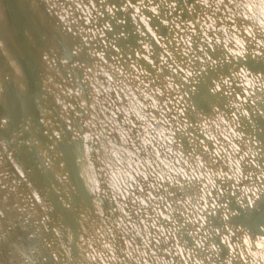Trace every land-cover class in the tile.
<instances>
[{
  "label": "clouds",
  "instance_id": "clouds-1",
  "mask_svg": "<svg viewBox=\"0 0 264 264\" xmlns=\"http://www.w3.org/2000/svg\"><path fill=\"white\" fill-rule=\"evenodd\" d=\"M70 2L76 4L85 18H91V12L82 6V0ZM161 3H167V0H161ZM196 3L201 7L197 23L203 32L204 44L209 48L222 47L221 62L231 65L227 76L213 82L210 95L230 97L228 107L235 110L226 117L213 107L216 113L213 118L203 119L196 128L215 145L210 153L204 147V141H200V147L213 161L222 160L228 172L213 171L195 149L188 155L173 150L175 132L173 124L166 118L170 111L177 113L171 117L176 122V131L184 132L191 125L181 119L184 112L183 106L178 104L179 89L171 78L163 81L160 88H151L141 79L145 73L140 72L139 67L135 73L101 67L104 56L94 53L99 56V62L84 74L73 90L65 91V96L77 99L80 120L70 124L68 129L62 128L57 136L61 139V132L70 134L71 142L79 145L80 155L73 156V175L81 193L95 204L98 211L102 202L110 201L115 205L114 212L120 213L121 218L109 220L100 211V221L83 232L78 242L72 237L68 243L61 242L62 251L57 253V259H62L63 264H76L77 257L72 254L74 248L79 249V264H205L219 252L216 246L206 247L204 239L197 236L203 228L201 214L209 207L206 197L217 188L215 181H235L234 187L239 194L237 202L242 208L251 209L264 196V164L257 163L260 153L253 151L244 142L242 134L236 131L238 118L249 116L245 106L254 111L264 108V102L259 106L256 104L257 99L264 96V71L259 68L253 71V67L264 66V0H196ZM144 6V0H140L135 6L133 19L139 18L147 28L148 19L141 15ZM149 10L154 14L158 11L150 3ZM70 16L68 11L61 16L65 25ZM185 27L187 32L199 34L193 32L195 25ZM55 36L59 37L57 57L66 65L78 67L73 61L82 58L81 46L66 33ZM183 44L187 46L184 51L187 56L192 51L191 36L184 39ZM142 47L145 54L141 58L151 64L149 45L143 44ZM205 62L213 66L218 63ZM191 64L192 61L183 67L174 65L171 70L187 83L189 78L195 80L198 75ZM129 79H139L140 85L129 87L124 82ZM236 89L240 90L239 94ZM171 92H177V104L170 110L168 106L173 101L166 99L161 103L158 97H167ZM85 95L90 103L80 102ZM122 99L124 103L118 104ZM152 110L157 111L159 117L154 116ZM260 114L264 116V111ZM141 153H144L143 158ZM242 165L258 171L243 176ZM242 179L249 183L237 187ZM177 195L179 198L170 199ZM211 206L216 207L215 202ZM132 211L136 213L135 220L130 215ZM178 218H182L183 223H178ZM197 223L200 227L189 233L194 239V248L186 249L177 240V234L185 224ZM259 230L264 232V226ZM240 231L242 235L234 242L230 230L222 237L221 242L230 249L226 264H233L237 259L243 264H264V235L253 239L244 229ZM31 235L40 237L36 252L47 251L43 236ZM57 236L62 241V234L57 233ZM197 250L206 253L203 259L198 257ZM9 255L19 259V253L14 249ZM38 258L42 264L44 255Z\"/></svg>",
  "mask_w": 264,
  "mask_h": 264
},
{
  "label": "bare ground",
  "instance_id": "bare-ground-1",
  "mask_svg": "<svg viewBox=\"0 0 264 264\" xmlns=\"http://www.w3.org/2000/svg\"><path fill=\"white\" fill-rule=\"evenodd\" d=\"M97 1L98 6H95L91 0H82V6L91 12V18L88 19L85 18L83 12L77 9L76 4L74 3H71L74 8L71 12V8L65 5V3L70 5V0H47L45 1L46 6L42 7L40 6V3L37 2V0H0V85L2 91V93L0 94V113L8 114V119H6L4 127L0 129V137L7 141L11 140V124H14L19 120L20 117L18 115L20 113V108L18 107V105H22L23 107L25 106L28 93L32 98H35V110L37 111L38 117L41 120L40 126L45 137L42 142V146L38 145L35 149L36 155H34V153L32 154L33 159L36 156L45 165L44 170L38 168L37 171L35 168L31 167L27 147H18V165L21 164V166L17 167L13 164L12 166L17 172V176H19V185L16 183H11L9 185V190H0V264H25V262L26 264H39L37 260H35V257H33V252H36V245L40 240V237H32L31 234L33 233L41 234L46 241L48 253L44 254L43 264H63L62 259H57V253L59 251H62V249L60 248L61 242L68 243L69 237L74 238V236L76 237V241L78 242L83 232L89 230L91 225L100 221V211H102L104 217L108 218L109 220L121 218L120 213L114 212V210H112V207L115 208V205L113 204V206L110 201L102 202L100 210L98 211L95 207V204L86 199L85 196L81 193L80 186L78 182L75 181L73 175V156L74 154L76 156L80 155L79 145L71 142L70 134L61 132V139L57 136V132L62 128L68 129L70 124H75L80 120V109L78 107L77 99L72 98L71 96H65V91L73 90L74 86H76L75 83L82 81L84 74L88 72L89 69L95 67V65L99 62V56L94 55V53H102L100 50L98 51L92 48L96 46L94 45L93 40H91L90 37L97 36V38H95L94 40L97 46L100 45L103 47L104 42L100 41L99 44L97 39L101 37V32L100 30L95 29L91 24L96 23V21L99 20L104 14L105 17H108L116 23H119V21L116 20L117 18L114 17L115 13L113 12V8L111 7V5L105 4L103 6L105 11H102L100 13L99 4H101V0ZM182 1L184 3L183 5H186L184 0ZM139 3L140 0H122L121 9L123 8V5H129L127 6L130 9L129 18L134 23L135 28L131 30L130 23H127V14L121 12L123 13V20L120 21L125 25L122 24L117 26L113 24L112 30L116 34L111 35L113 37L116 36L115 40H118L117 43H111L110 46V49L116 54V56L119 57L118 54L120 50L117 49L114 44L124 45L125 48H123L124 46L118 47L123 48L122 51L125 50L128 53L133 52L136 55L137 50L133 51L132 46L139 43L142 51H144L142 45L147 44L146 41H138L136 40V38L133 39L135 31L137 32V36H140L142 34V31L139 27L141 26L142 29L146 31V33L151 38H153L154 41H156L157 45L162 48L164 53H166L165 55L169 57L168 60L172 64V67L174 65H179L181 67L185 65V63H179L174 59L172 54L168 52L164 45H162V43L160 42L161 39L157 36V33L155 34V32L151 30L150 24L154 26V24L150 21L152 18L153 21H156V24L169 28L170 39H167L165 41L167 44L172 43L181 51V53H184L187 46L183 44V40L191 36V44H194L197 47L198 54L203 58H209L208 53L203 52L200 46V44H203L204 46L208 47L206 44H204L202 38L203 32H201L199 24L197 23V21L200 20L201 16V7L199 4L196 3L197 7L194 8L190 4H188L185 8V15L188 18L183 17L182 19H179L177 17L178 15H176L175 17L165 16L164 12L160 14L159 11H157V13L154 14L149 10V3L151 7H157V5L159 4L173 5L171 0H167V3H161V0H144L145 6L141 10V15L148 19V27L145 28L142 22H140L139 18H137L136 20L133 19L135 6ZM169 8L172 9L173 7ZM169 8L164 9H167L168 12ZM6 9L8 11L10 10L13 18L16 17L17 19L18 17L19 20L22 17L24 18V31L25 33L29 34V36L31 37V41L29 45L22 47V51L14 37L12 31L13 25L7 20ZM109 9H112V11L110 12ZM66 11L71 12L69 23L67 25H65L64 21L61 19V16ZM76 11L79 14H74ZM167 14L169 15V13ZM74 15L77 16L73 19ZM217 15L220 14L218 13ZM175 18H177V20H175ZM165 19L169 20V24L165 21ZM56 21L58 23H56ZM53 22L55 26L51 24ZM101 25L105 27V25L108 26V23L102 22ZM193 25H195V27H193V32L199 33L198 35H193L192 33L187 32L185 26L192 27ZM14 27H16V24H14ZM52 27H55L56 31H52ZM149 29L151 31H149ZM66 32L70 33L68 34L69 37L73 36L74 38H76V35L77 37H79L81 43L83 44L81 45V48L84 46L85 52H89L90 57L94 56V61H88L83 55L82 58H79V60L77 58L75 61H73V64L78 65V67L70 68L69 65H66L64 63V60L62 58L57 57L56 46L59 45V37H56L55 34L63 35ZM208 35L209 37H211V32H209ZM196 39L199 41L198 44L196 42ZM89 47H91L92 50ZM220 48L222 49V47L214 46L211 48L208 47L206 48V50L211 52V54L214 56V54L217 53L215 49L218 50ZM64 53L66 56L68 55L67 48L64 49ZM128 53H123L124 57L120 56L119 60L115 57H111L109 53H106L105 55H103L104 62H101V67L120 69L125 73H135L136 68L139 67L140 72L145 73L141 76V79H143L144 84L148 85V87L151 88H160L163 81L171 78L163 75L160 69H158L157 66H154L152 62L150 65L154 69V74L159 75V84H153L151 82L152 78L147 72L144 71L142 67L138 66L137 64L135 65V63L130 62V60H128V63L125 62L124 58ZM5 54L8 58H11L6 60ZM219 54L220 53L218 52L215 57H217ZM143 55L141 54V56ZM162 55L163 54H159L160 60H163L162 62H165V59H163ZM221 59H223V55H221L219 58L217 57V60ZM77 60L79 62H77ZM120 61H122L125 66L120 64ZM210 61L214 60L210 59ZM19 63L26 65L29 69L26 72L27 76L23 78L19 74ZM197 63L203 68V62L200 60V58ZM219 67L221 69V66ZM225 71L226 69L224 70V72ZM220 78V76H211L209 80L210 86L213 85L214 81L219 80ZM120 79L123 80V77H121ZM124 82L127 83L131 88H136L140 85L139 79H129ZM177 88L179 89L180 96L178 102L179 105H188V107L194 105L202 109L205 113L207 112L206 114H204V116L196 115V117L198 118L196 121V125L201 123L203 119L213 118V116L216 114L213 111V107L216 110H218V108H216L215 105H211L210 102L213 97L209 94L210 92H205L204 86H201L198 90L189 89V95L185 93L182 88L178 86ZM23 92L27 93V97L23 95ZM121 95L123 97V94ZM114 97L115 93H113V98ZM223 97V103L226 102L225 108L228 110V112H230L231 110H233L228 107V102L231 98L228 96ZM166 99L173 101V104H170L168 106L170 110L173 109V105L177 104V92H171L167 97H158V100L161 103H163ZM80 102L90 103V99L85 95L82 96ZM119 103H124V100L122 99L118 102V104ZM67 105H71V107H66ZM231 113L225 116L230 117L232 115ZM152 114L156 117H159V113L155 110H152ZM173 115H177V113L174 111H170L169 115L166 118H168L170 120V123L173 124V131L178 135L177 137L187 135L185 131H176V122L172 121L171 119ZM251 117L252 121H250V125L253 126L257 124V118H255L254 114L251 115ZM181 119L182 121H185L184 115ZM134 122L139 124L138 121ZM238 128L236 130L241 134L242 131H244L245 133H255L254 129L250 126H244L241 128L240 123ZM33 132L34 134H36V136L38 135L37 130H34ZM135 132L136 130L133 129V135H135ZM256 132L257 137L253 138L252 142L256 143L259 147L260 141L264 137V130L257 129ZM23 133H30V130L26 129L23 131ZM26 134L19 136V144H27ZM198 134L203 140L196 139L195 142H192L189 139L188 142L192 144L196 143L198 146V150L202 152V155L208 157L207 161L203 160L202 158L201 159L206 162V164L213 171L219 170L228 172V168L224 165V162L222 160L215 159L216 161H213L209 157L208 153L212 152L215 147L213 142L207 140V138L204 137L199 131ZM177 137H173V139L176 141L173 146V150L178 149L181 152V145L179 144ZM46 141L56 142V145H58L57 147H61L62 150L58 152L56 150H53L52 148L51 150H48V144L46 143ZM200 141H204V147L208 149V153H205L204 148L200 147ZM62 142H64V145H62ZM208 143L211 146L210 148L207 147ZM4 148L5 144L0 141V149ZM45 148L46 151L44 152L43 149ZM192 149L194 148H190V151H193ZM241 149H244V145H242ZM255 149L258 153H260V155H262V157H264L263 147L261 151H258V148L256 147ZM189 153H187L186 155H188ZM140 156L141 158H143L144 153H141ZM257 163L263 164L262 158H257ZM66 165L69 169L67 175L72 180V182H66V180L64 179V166ZM28 167L33 175L29 172ZM257 171L258 170L255 169L254 173H256ZM26 173L28 174L27 178ZM242 173L244 176H246L249 172L245 171ZM29 178L35 179V187L39 190V192H41L38 193L41 200L39 204H37L38 200L35 197L31 196L32 193L34 194V191L36 189L34 187L27 188V182H29ZM253 179H255V176L253 177ZM217 180L219 183L223 182L219 179ZM243 180L244 179L240 181V184L237 187H244L249 183L248 180L247 182H243ZM228 181L231 192H235L236 194L229 195V191H227L226 187L220 188L218 186L219 183L217 184L215 181L217 188L212 189L210 195L206 197L209 204V210L206 209L201 214L203 217V228H201L199 233L197 234L198 238L204 239L206 247H208L209 245L216 246L207 233L206 228H209L210 226L209 223L205 220V216L207 214H212L213 209L215 208L211 206L214 202L212 196H218L219 193L223 192V194L225 193V197H233L234 201H238L239 194L236 192V189L234 187V185H236V182L233 180ZM47 185L49 187H47ZM4 186V180L0 177V189ZM41 186L43 187V190L41 189ZM43 193H46V198L48 196H51V200H55L56 203L50 204L49 202H46ZM177 198H179V195L170 197V199ZM45 203H47L46 205H50L45 207ZM222 204V208L226 211L229 210V214L230 211L234 209V207H239L240 205L238 202L237 205H231L230 203L224 204L223 202ZM223 213L224 212H220L219 216L222 217L223 220H225ZM130 215L134 220L136 219V213L134 211L130 212ZM263 217L264 203L256 204L254 209L243 208L241 209L240 213L235 214L234 216L235 220L239 219V222H241L242 224L251 226L250 229H254V225H256ZM180 221L178 220V223H182V218H180ZM188 225V228H185V226L183 227L184 234L190 236L194 243V239L191 235H189V233L194 232L197 228L200 227V225L199 223H197V226L196 224ZM259 226H264V222L261 221ZM19 229H21V231ZM232 229L233 228L231 226H228L226 224H223L220 227L221 231L219 233H217L216 227L213 226V228H210V230L215 233L216 236H218V238H216L220 242L222 241L223 235L228 234L229 230L232 232ZM241 229H244L248 233V231L244 227H242ZM57 233L62 234V241L61 238L57 236ZM240 235H242L241 231L239 233L237 231L236 234H233V242ZM258 235L260 234L252 233L249 236L255 239ZM180 243L186 249H192L191 245H187L184 240H181ZM225 248L227 252L224 258V264H226V261L230 255V249L227 246H225ZM13 249L19 253V259L9 255V253ZM43 252H46V250ZM43 252H40L39 255H43ZM72 254L77 257L76 264H79V249L74 248ZM205 264L214 263H208L206 261ZM233 264H243V262L237 259L236 262L233 261Z\"/></svg>",
  "mask_w": 264,
  "mask_h": 264
},
{
  "label": "water",
  "instance_id": "water-1",
  "mask_svg": "<svg viewBox=\"0 0 264 264\" xmlns=\"http://www.w3.org/2000/svg\"><path fill=\"white\" fill-rule=\"evenodd\" d=\"M45 1H47V0H37V2L40 3V6L41 7L42 6H46V2ZM91 1L94 3L95 6H98V1L97 0H91ZM171 1L173 3V8L172 9L169 8L168 5H166V4L165 5L164 4L163 5L162 4L157 5V8H158V11H159L160 14L164 12L165 13V16H173V17H175L176 15H178L177 17L179 19H182L183 17L184 18H188L185 15V8H186V6L188 4H190L193 8L194 7H197L195 0H184V2H185L186 5H183L184 3H183L182 0H171ZM121 3H122V0H114V1L101 0V4H99L100 5L99 6L100 7V13L102 11H105V9L103 8V6L105 4L111 5V7L113 8V12L115 13L114 17L117 18L116 20H118L119 23H116L115 21L111 20L110 18L105 17V14H104L99 20L96 21V23L91 24V25H93V27L95 29L100 30L101 37H99L97 40H98L99 44H100V41H103L104 42V46L103 47L100 46V45H98L99 46L98 47L96 45V43H95L94 40H95V38H97V36L90 37L91 40H93L94 45L96 46V47H92L93 49L98 50V51L100 50L103 55H105L106 53H109L111 55V57H113V58L115 57L118 60L120 59V56H123L124 55L123 53H128V52L125 51V50H123L124 52L122 51V49L125 48L124 45H119V44L116 45V44H114L115 47H117V49L120 50L119 51V54H118L119 57H118L110 49L111 43H117L118 42V40H115L116 36H114V37L111 36V35L116 34L112 30L113 29V24H115L117 26L123 24V22H121L120 20H123L122 19L123 13H121V12H124V13L127 14V17H128L127 23H130L131 30L135 28L134 23L129 18L130 9L128 7H126V6H124V5H123V8L121 9ZM65 5L66 6H69L71 8V12L73 11L74 8H73L71 2H70V5L69 4H66V3H65ZM164 8H167V9L169 8L168 12H167V9H164ZM167 13H169V15ZM74 14H79V13L76 11ZM7 16H8V19L7 20L9 21V23L11 22L12 25H13L12 31H13L14 37H15L16 42L18 43V45L20 46V49L22 51V47L29 45L30 44V41H31V37L29 36V34L28 33H25V31H24V18L22 17L20 20L18 19V17H17V19H16V17L13 18L12 15H11L10 10L9 11L7 10ZM76 16L77 15H74L73 19L76 18ZM175 20H177V18H175ZM150 21L154 24V26L150 24L151 30L153 32H155V34L157 33V36L161 39L160 42L162 43V45H164V47L167 49V51L172 54V56L174 57V59L177 62L187 64L190 61H192L191 66L196 70V72H198V75L196 76L195 80H193L192 78H189V82H187V83H185L183 80H179L178 75L171 70L172 69V64L168 60L169 57L167 55H165L166 53H164V51L162 50V48L157 45L156 41H154V39L151 38L146 33V31H144L142 29L141 26H139V27H140V29L142 31V34L140 36H137V34H136L137 32L134 30L135 32H134V35H133L134 36L133 39L136 38V40H138V41H142V40L143 41H146V43L149 45V48L151 49V52H150V55H149V59L153 62V65L154 66H157L158 69H160V71L162 72L163 75H166L167 77H171V79L175 82V84L178 87L182 88L183 91L185 93H187L188 95H189V89L198 90L201 86H204L205 92H209V89L212 86V85L210 86V84H209V80H210L211 76L214 75V77H219V76L222 77L223 75H226L227 76L230 73V71H231V65L226 64V63H222L221 61L223 59L217 60V57L219 58L221 55H223V50L221 48L218 49V50L215 49V51L217 53L218 52L220 53L217 57H215V55H217V53L214 54V56H213L211 54V52H209V51L206 50V48H208V47L204 46L203 44H200L201 49L203 50V52H206L209 55V58L207 59V57L206 58L205 57L204 58L201 57L198 54L197 47L194 44H191L192 51L187 56H185L184 53H181V51L177 47H175L172 43L167 44L165 42L167 39L168 40L170 39L169 28L164 27V26H161L159 24H156L155 23L156 21L155 20L153 21L152 18H151ZM165 21L169 24V20L168 19H165ZM102 22H107L109 27L106 28V27L102 26L101 25ZM125 22H126V20H125ZM56 23H58V22L56 21ZM14 24H16V27H14ZM51 24L53 26H55L54 22L51 23ZM123 25H125V24H123ZM51 30L52 31L53 30L56 31V28L55 27H52ZM131 30H130V32H131ZM66 34L68 36V34H70V33H67L66 32ZM75 37L76 38L73 37V39L80 46L83 45L81 43L79 37H77V35ZM133 39H132V41H133ZM196 42L198 44L199 41L196 39ZM118 46H124V47L121 48V47H118ZM84 48L85 47L83 46L82 47V52H83L84 57L88 61H91V60L94 61V56H91L90 57L89 52H85V49ZM89 48L91 49V47H89ZM132 49H133V51L134 50H137V54L135 55L133 52L128 53L126 55V57H125L126 59L124 58L125 62L128 63L129 62L128 60H130V62L135 63V65L137 64L138 66L142 67L144 69V71L147 72L149 74V76L153 79V80L151 79V82L153 84L158 85L159 84L158 83L159 82L158 81L159 75L158 74H154V69L151 67V65L147 61H145V60H143L141 58L142 57L141 54L143 55L145 53H144V51H142V48L140 47L139 43L134 44L132 46ZM91 50H90V53H91ZM159 54L160 55L163 54L162 57H163V59H165V62H162L163 60H160ZM5 57H6L7 60L9 58H11V57L8 58L6 54H5ZM199 58L203 62V68L204 69L201 66H199L198 63H197V61L199 60ZM210 59H213L214 61H218L217 65L216 66H213L211 63H206L205 62V61H210ZM78 60H79V58H78ZM78 60H77V62H79ZM119 63L122 64V65H124V63H122V61H120ZM219 66H221V69H220ZM226 66H227V68H226ZM249 66L250 67H253L251 64ZM70 68H71V66H70ZM257 68H259L260 71H264V66H256V67H253V71L257 70ZM225 69H226V71L224 72ZM27 70H29V69H28V67L26 65L21 64L19 66V71H21L20 75L22 77H23V74L26 75ZM75 85H77V83H75ZM235 91H236L237 94L240 93V90L239 89H236ZM24 94L27 95V93H23V95ZM223 101H224V97L221 94H217L215 97H213V99L211 100L210 103H211V105H215V107L218 108L219 112L222 113V114H224V115H228L231 112L233 113L234 109L231 110L230 112H228V110L225 108L226 102L223 103ZM262 102H264V96H261V97H259L257 99V101H256L257 106L261 105ZM30 106L31 105L28 104V100H27L26 107L24 106L25 109H23L24 107L22 105L21 106L18 105V107L20 108V110L23 111V116L25 117L24 120L26 122H29L33 126H36L37 123L35 121V118H36L35 107H33V108H31L29 110V107ZM182 106H183V112H184L185 121L189 125H191V127H188V128L185 129V132L187 133V135L177 137L178 135L175 133L174 138L177 137V139L179 141V144L181 145V153L183 155H186L187 153L191 152L190 151V148H194L196 154L199 155L203 160L207 161L208 157L205 156V155H202V152L200 150H198L197 144L196 143L195 144H192V143H189L188 142L189 139L192 142H195L196 139H202L201 136L198 134V130L196 128V121L198 119L196 117V115H203L204 116V114H206L207 112L205 113L202 109H200V108H198L197 106H194V105L191 106V107H188V105H183L182 104ZM245 110L249 112V116L247 118L242 117V116L239 117L238 118V122L241 124V128L244 127V126H247V127L250 126L251 128L254 129L255 133L254 134L251 133V132L245 133L244 131H242V136L244 138V142L247 143L249 147H252V149L254 151H256L255 147L258 148L257 149L258 151H261L262 150V147L264 148V137L260 141L259 147L257 146L256 143H253L252 140H253V138H256L257 137V132H256L257 129L264 130V116H262L260 114V111H264V108H261L260 111L257 112V111H253L251 107L245 106ZM253 114H254L255 118H257V120H256L257 121V124L251 126L250 125V121H252L251 115H253ZM31 115H33V117H31ZM29 117L31 119H29ZM38 119H39V117H38ZM120 119H121V117H120ZM27 127L29 128L30 126L27 124ZM21 129H23V128H21ZM56 144H57L56 142H54V143H51V141L49 142V146L51 148H54L55 150H57V152L58 151H61L62 148L61 147H57L58 145H56ZM53 145L55 147H53ZM62 145H64V142H62ZM193 145H194V147H193ZM242 145H244V144L242 143L240 145L241 148H242ZM9 146L10 145H7V147H9ZM173 146H174V144H173ZM29 147L32 148L31 145H29ZM207 147L208 148L211 147L209 143L207 144ZM259 157L262 158L263 164H264V157H262V155H260L257 158H259ZM64 167H65V176H64V179L66 180V182H72V180L67 175V173L69 172L68 166L66 165ZM40 168L43 169L42 167H40ZM242 169H243V172L248 171V172H252V173H254V170H255L254 168L249 167V166H246V165H243L242 166ZM242 175H243V173H242ZM243 182H247V180L244 179ZM216 183L217 184L219 183L218 180H216ZM218 186L220 188L226 187L227 191H229V193H228L229 195L230 194H236L235 192H231V188H230V185H229V181L228 180L223 181L222 183H219ZM221 192H222V190H221ZM212 197L214 199V202H215L216 207L213 209V213L212 214H207L205 216V218H206L205 220H206V222L209 223V226H210L209 228H206V230H207L208 235L211 237V239L215 243L216 247L219 249V252L216 255L212 256L210 260H207V262L208 263L209 262H213L214 264H224V258L226 256V252H227L226 251V248H225V245H223L222 242H220L219 240H217L218 236H216V234L213 233L210 230V228H213V226L216 227L217 228V233H219L221 231L220 230V227L223 224H226V225L231 226L233 228L232 229V233L233 234H236L237 231L239 233L240 232V229L242 227H244L248 231V234L249 235H251L252 233H259L260 235H264V232H261L259 230V228H260L259 224H260L261 221L264 222V217L256 225H254V229H250L251 226H246L245 224H242L241 222H239L240 221L239 219H236L235 220V218H234L235 214L240 213L241 209L247 208V207H243L242 208L239 205V207H234V209L232 211H230V214H229L228 213L229 210L226 211L225 209L222 208V205H223L222 202L224 204L225 203H227V204L230 203L231 205L232 204L233 205H237V202L233 200V197H231V198L230 197H225V193L223 194V192L222 193H219L218 196L214 195ZM48 202H50V204L56 203L55 200H51V199H48ZM258 203H264V196H261L256 201V204H258ZM256 204L251 209H254L255 206H256ZM112 210H114L113 207H112ZM220 212L221 213L224 212L223 213L224 217L227 216L228 219L227 220H223L222 217L219 216ZM178 220L180 221V218H178ZM182 223H183V220H182ZM184 226H185V228H188L189 227L188 224H185ZM196 226H197V224H196ZM206 230H204V231H206ZM74 240L76 241V237L75 236H74ZM177 240L179 242H181V240H184V242H186L187 245H191V248L192 249L194 248V243H193L192 239L187 234L186 235L184 234V228L183 227L180 229L179 233L177 234ZM197 252H198V250H197ZM37 255H38V253L35 254V256H37ZM205 255H206V253H199L198 252V257H200L201 259H203L205 257ZM165 258H167V257H165ZM37 260L39 261V258ZM236 261L237 260H235L234 262H236Z\"/></svg>",
  "mask_w": 264,
  "mask_h": 264
}]
</instances>
